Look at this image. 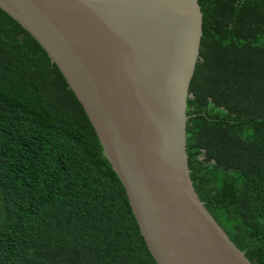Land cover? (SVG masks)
<instances>
[{"label": "trees", "instance_id": "trees-1", "mask_svg": "<svg viewBox=\"0 0 264 264\" xmlns=\"http://www.w3.org/2000/svg\"><path fill=\"white\" fill-rule=\"evenodd\" d=\"M193 186L264 264V0H198ZM0 264H157L82 105L0 10Z\"/></svg>", "mask_w": 264, "mask_h": 264}, {"label": "water", "instance_id": "water-1", "mask_svg": "<svg viewBox=\"0 0 264 264\" xmlns=\"http://www.w3.org/2000/svg\"><path fill=\"white\" fill-rule=\"evenodd\" d=\"M82 105L157 264H252L193 186L198 0H0Z\"/></svg>", "mask_w": 264, "mask_h": 264}]
</instances>
